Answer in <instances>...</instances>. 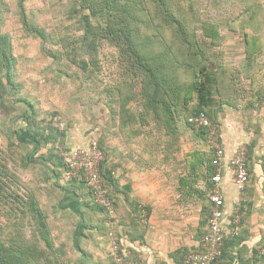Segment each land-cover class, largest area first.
Masks as SVG:
<instances>
[{
  "label": "rangeland",
  "instance_id": "1",
  "mask_svg": "<svg viewBox=\"0 0 264 264\" xmlns=\"http://www.w3.org/2000/svg\"><path fill=\"white\" fill-rule=\"evenodd\" d=\"M128 1L130 11L123 13L134 15L129 24L131 32L146 52L157 60L162 53L171 59L164 54L167 43L163 38L177 44L172 60L175 67L168 70L172 79L157 89L155 109L150 112L145 108L148 101L144 95L148 77L139 74V65H131V69L127 66L123 48L116 41L108 40L103 31L94 33V25L99 22L88 17L80 0H25L29 32L21 24L16 0H0V34L6 36L4 47L12 62V83L7 81L0 63V170L6 173L0 174V241L9 247L11 254L17 253L20 261L31 259V264L69 261L57 253L61 248L64 256H68L61 245L64 242L56 237L50 215L42 217V226L28 206L20 209V197L32 194L33 198L34 194L42 208L45 206L50 211L44 202L50 203L49 196H55L56 142L73 148L94 139L113 170V152L123 137L129 152L142 158L164 145L172 154L184 147L189 172L192 173L193 165L202 167L200 194L204 205L208 203L211 188L205 175L208 159L214 147L222 145L225 126L220 125L218 116L216 122L213 115V111L221 112L217 89L212 109L207 110L209 125L204 133L188 123L196 104L189 86L191 70L197 62H206L218 72L222 65L217 67L218 57L212 52V26L218 29L220 25L226 45L229 37L236 40L238 35L227 29L236 26L238 18L245 14V0H166L169 12L186 24L190 36L185 40L177 35L176 28L166 23L163 13L151 0ZM85 17L92 27L85 26ZM149 96L153 100L154 93ZM125 102L132 104L130 111L122 108ZM113 112L126 123L119 118L115 120ZM26 118L36 126L32 130L38 128L40 134L53 135L36 153L29 142L27 145L20 142L27 139ZM79 190L87 196L84 185Z\"/></svg>",
  "mask_w": 264,
  "mask_h": 264
},
{
  "label": "crops",
  "instance_id": "2",
  "mask_svg": "<svg viewBox=\"0 0 264 264\" xmlns=\"http://www.w3.org/2000/svg\"><path fill=\"white\" fill-rule=\"evenodd\" d=\"M244 8L236 26L227 29L238 35L236 40L229 37L226 45L221 39L222 67L215 74L218 117L225 126L222 145L228 156L239 145L247 146L249 173L242 190L233 185L230 171L223 175L226 216L240 199L243 217L237 237L223 243L218 264H264V0H245ZM123 140L113 152V214L92 208L81 186H53L55 196L44 202L50 211L42 209L68 256L61 248L57 253L69 259L65 264H112L110 243L119 238L140 264H184L182 251L199 250L206 231L209 201L204 205L200 194L202 167L193 165L189 172L184 147L172 154L161 145L142 158L130 153Z\"/></svg>",
  "mask_w": 264,
  "mask_h": 264
},
{
  "label": "trees",
  "instance_id": "3",
  "mask_svg": "<svg viewBox=\"0 0 264 264\" xmlns=\"http://www.w3.org/2000/svg\"><path fill=\"white\" fill-rule=\"evenodd\" d=\"M24 1L25 0H16V9H17L21 24L23 25L24 29L27 32H29L30 30L27 27L28 18H27L26 12H25ZM80 2H81V6L89 13V14H87L88 17H91L93 19H97L99 22V24L94 25V29H95L94 33L100 34L103 31L108 40H110L111 42L116 41L117 46L123 48L124 57H125L127 66H130V69H131V65H133L134 67L139 65V68H140L139 74H144L148 77V81L146 84L148 89L145 88L146 92L144 94L145 97H147L148 103L147 104L145 103L146 104L145 108L147 111L150 109L154 110L155 107H153V106H154V101H156V99H157L156 98L157 97L156 96L157 95V89H159V87L162 84L165 85L166 83H168L172 79L168 75V70H169V68L175 67L174 62L172 60L175 58L174 50H175L177 44H175V43L172 44L171 42H169L168 38L164 37L163 40L167 43L164 54L170 56L171 59L164 57L163 53H162L161 59L157 60L158 58H154L149 52L145 51L147 49H145V47L142 45V42L140 40H136L134 37V33L131 32L132 28L130 27L129 24H130V21H132V18H134V15L123 13V12H127L129 10L128 8L131 7L128 0H125L124 4H121L120 0H80ZM151 2L155 5L156 8L161 10V12L163 13V17L166 19V23L169 24L170 26L176 28V30H177L176 33L179 37H182L184 40L189 39L190 34L188 33V31L186 30V28L184 26L186 24H184L182 22L181 18L179 19L178 17H176L175 14L169 12V10H168V9H170L169 5H168L169 2H167L166 0H151ZM88 17H85V19L87 20L85 22V26L86 27H92L93 26L92 22H89L90 20L88 19ZM100 22H102V23H100ZM211 30H212L211 36L214 37L213 38L212 52H213V54L215 53L216 57H218L217 58V60H218V66L217 67H220L222 65V54H221V50H219L218 47L221 44V39L223 38V35L220 32V25H219L218 29L215 26H212ZM245 37H246L248 43H250L249 42L250 37L248 35H245ZM4 45H6V36L0 34V63L4 67V71H5V75L7 77V81L9 83H12L11 78H10V76H11V70L10 69H11V63H12L11 57L9 56ZM196 47L199 48L197 43H196ZM247 51H248V54L250 55V48H249V50L247 48ZM186 55L188 57H190V53L187 51H186ZM158 56L159 55H157L156 57H158ZM193 64H194V62H193ZM191 71H192V82L190 83L189 86H190V89L193 90V93H194L195 99H196V104L192 109V114H198L200 112H203L206 115L210 112L207 110L210 109L212 103L214 102V98H213L214 90H212V92H211V89H213V87H214V89H216V87H215V83L217 80V77L215 75L216 72H214L213 68H211V67L209 68V66L207 65L206 62H201V63L197 62L196 65H193ZM149 93H152V94L154 93V97H152L153 100H150ZM176 94H178V93H176ZM113 95H115V94H113ZM114 98H113V100L110 98L111 102H115ZM126 102L122 103V108L124 110H126V108H127V110L130 111L132 109V104L130 103L129 105H127ZM148 112H150V111H148ZM213 115H214L216 122H217L218 121L217 120L218 119L217 118L218 112L213 111ZM113 116H114L115 120H117L119 118L124 123H126L124 121L125 119L120 117V115L118 113L113 112ZM26 120H27V124L25 125L26 126L25 132L27 135V139H26V141L21 140L20 142H22L25 145H27L26 142H29V144H31V146L33 147V153L34 152L36 153L41 146H44L45 144L50 142V140L53 138L52 137L53 135L49 131H48L49 133H47L46 135L40 134V133H38V131H39L38 128L35 130H32V127L35 125L30 122L29 118H26ZM213 120H214V118H213ZM192 127H194V126H192ZM199 129H200L201 133H204L205 127H199ZM39 132H41V131H39ZM124 138L125 137H123V139ZM57 144H60V143H58V142L55 143L56 169L53 170L56 173V179H57V181H55L56 185L58 187L61 186L65 189H70V188L74 189V187H77V186L82 187L84 185V187L87 189L86 193H88L89 200H91L90 206L92 208H94L95 210L100 211L102 213V215H105V216L108 215L109 214L108 211L103 206H99L97 203H95V201L93 199V195L91 193V190L85 185L83 180L78 179L76 177L68 178L65 176V167H64L62 160H61V158L57 152V148H56ZM213 155H214V149H213V152H212L210 158L208 159V166L209 167L205 173V175L208 177L209 181H210V176L214 172V167L211 165ZM247 155H248V149H247ZM47 157L51 158V154H48ZM107 158L108 157L105 156V159L101 162L100 166H101L102 173L105 177L106 186L109 189V195L114 200V197H113L112 192H111V184L114 181V176H113L114 171H113L112 166H109L107 164ZM247 170H248V168H247ZM0 174L4 175L6 173H4L0 170ZM61 177H62V180H61ZM1 181H2V179L0 178V186L2 185ZM69 181H71V182L69 183ZM209 186L212 188L211 181H210ZM211 188H210V190H211ZM209 191H208V198H209ZM20 198H21L20 209H24V208L26 209L29 207V209L31 211H33L36 214V216L39 218L42 226H44V219L42 217H45V215L43 213L41 203L38 202L36 197H34V194H33V198H32V194L27 195V196L25 195V197L22 196ZM114 205H116L115 200H114ZM22 214H24V211L22 212ZM242 217H243V206H241V223H242ZM241 223L239 226V230L241 227ZM238 234H239V231H238ZM237 235L233 238H227L225 240L226 241L232 240V239L236 238ZM225 240H224V242H226ZM182 252H183L182 255L184 258V255L187 254L188 252H190V250H183ZM110 258H111V256H110ZM53 259H54V257H53ZM55 259H56V257H55ZM30 260L31 259H28V262H25L23 260L20 261L18 254L17 253L15 255L11 254L9 247L7 245H5L2 241H0V264H31V263H29ZM134 260L137 264H140V262H138L136 259H134ZM111 262L113 264L112 259H111ZM52 263L53 264H63L60 260L59 261L55 260V262H52Z\"/></svg>",
  "mask_w": 264,
  "mask_h": 264
},
{
  "label": "built area",
  "instance_id": "4",
  "mask_svg": "<svg viewBox=\"0 0 264 264\" xmlns=\"http://www.w3.org/2000/svg\"><path fill=\"white\" fill-rule=\"evenodd\" d=\"M188 123L194 127H206L209 119L203 112L188 117ZM57 152L65 167V176L76 177L83 180L91 190L95 203L103 206L109 214L114 213V200L109 195L105 177L101 170V162L105 159L94 139H90L84 146L65 148L61 144L56 146ZM211 165L214 172L210 176L212 188L209 191V211L206 231L201 236L200 249L190 251L184 255V264H218L222 254L224 240L233 238L238 234L241 223V201L234 200L231 217L226 216L225 198L222 192L223 175L230 171L232 183L236 189L242 190L248 181L247 146L242 144L237 147L232 155H227L223 145L214 147ZM146 216V211H142ZM146 224V219L143 220ZM110 256L113 264H137L130 252L122 245L121 241L113 238L110 243ZM264 257V247L261 249Z\"/></svg>",
  "mask_w": 264,
  "mask_h": 264
}]
</instances>
